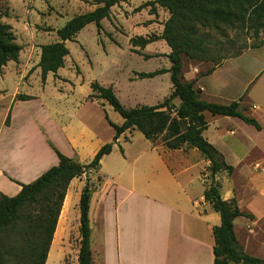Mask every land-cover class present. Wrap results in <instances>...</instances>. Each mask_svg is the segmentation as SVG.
<instances>
[{"label": "crops", "instance_id": "obj_1", "mask_svg": "<svg viewBox=\"0 0 264 264\" xmlns=\"http://www.w3.org/2000/svg\"><path fill=\"white\" fill-rule=\"evenodd\" d=\"M149 1L154 0H143L140 5ZM122 2L125 3L121 1L120 6ZM96 7L98 5L90 11ZM149 10L140 12L146 13L143 19L147 25H140L142 19H135L127 27L122 25L125 31L129 27H142L143 37L152 33L160 36L170 14L161 7L155 14ZM112 12L110 17L118 25L119 12L115 11V16ZM159 41L167 58L171 49L166 41ZM44 44L48 43L42 42L37 47L35 59L24 60L20 54L19 61L9 62L0 74V87L4 79L17 83L15 91L0 100V110H4L0 123V193L15 196L21 190L16 182L31 183L58 165L54 148L85 164L101 147L113 142L111 153L102 158L98 171L71 181L45 264H48L54 244L55 264H78L79 201L88 177L95 183L89 208L93 264H213L212 230L221 224V217L204 199L201 176L204 171L209 176V162L194 148L166 150L149 140L143 142L138 130H128L114 141L115 130L99 107L102 100L89 98L93 94L91 87L84 95L76 94L79 82L72 81L69 71L63 73L68 57L58 77L49 73L45 85L39 83L38 63ZM136 49L143 55L133 54L144 59V55H152L154 48L150 43L144 49ZM263 50L264 45L249 46L238 57L222 60L209 74L205 72L213 67L212 63L190 61L188 79L196 80L195 89L202 100L217 104L239 101L241 113L254 118L260 125L257 129L238 117L205 112L208 125L203 136L233 167L232 173L220 172L214 180L220 185L222 198L235 199L243 213L234 219L237 240L245 253L264 260ZM82 51L90 58L87 48ZM251 51L255 54L251 56L253 59H242ZM71 55L70 50L69 57ZM18 63L23 67L19 75L13 70ZM170 66L171 63L157 69ZM140 72L129 68L124 76L128 83L147 79L136 75ZM156 77L171 83L169 72L153 78ZM51 81L53 86H50ZM55 84L60 91L55 92ZM114 87L118 94L117 86ZM169 90L159 102L171 93L172 83ZM19 94L32 99L18 100ZM8 113L9 126L5 125ZM123 122L114 124L121 126Z\"/></svg>", "mask_w": 264, "mask_h": 264}, {"label": "trees", "instance_id": "obj_2", "mask_svg": "<svg viewBox=\"0 0 264 264\" xmlns=\"http://www.w3.org/2000/svg\"><path fill=\"white\" fill-rule=\"evenodd\" d=\"M121 0H100L93 11L75 15L62 28L56 30L58 40L41 46V79L46 82L47 75L57 73L65 66L70 55L67 41H73L78 33L88 24L94 23L100 35L102 20L109 19L111 8ZM161 7L170 14L160 36H136L129 40L132 51L144 49L148 44L162 39L171 51L167 55L169 69H157L152 72H140V79L153 78L169 72L172 83L171 93L155 105L125 107L115 94L113 87H105L98 82L91 83L93 94L90 99L107 101L121 115V126L112 123L115 130L114 141L128 130H138L154 145H161L166 150L194 148L209 162L210 181L204 190V199L212 209L219 213L221 224L213 227L214 263L213 264H264V260L244 252L239 244L234 219L242 216L236 200H224L220 185L214 179L223 171L233 172L223 155L204 136L207 120L204 113L238 117L260 129L258 122L240 111L239 101L229 104H217L204 101L195 89L196 80L184 81L182 76L183 56L194 62H210L213 67L209 74L222 60L238 57V51L232 56H223L219 50L211 47V31L227 36L228 30H241L251 34L258 43L264 45V0H154L146 2L137 11L149 8L155 14ZM0 13V72L9 62H18L22 46L17 42L12 26L2 20ZM248 48V47H247ZM149 58L148 55H144ZM18 100H30L31 96L19 94ZM178 100V103L176 102ZM10 125V114L5 119ZM160 141V144L158 142ZM54 148V147H53ZM113 142L101 147L89 163H81L69 158L54 148L59 163L51 167L31 183L16 182L21 186L15 196L0 193V264H45L51 247L59 215L71 181L90 172L98 171L102 158L110 154ZM95 183L88 177L80 201V241L78 264H93L90 249L91 227L89 208Z\"/></svg>", "mask_w": 264, "mask_h": 264}, {"label": "rangeland", "instance_id": "obj_3", "mask_svg": "<svg viewBox=\"0 0 264 264\" xmlns=\"http://www.w3.org/2000/svg\"><path fill=\"white\" fill-rule=\"evenodd\" d=\"M99 1L100 0H0V13L5 14L2 20L12 26L17 42L22 46L23 50L20 54H22L24 60L28 58L35 59L37 47H39L42 42L51 43L57 41V29L62 28L75 15L89 12L91 7L95 5H102L99 4ZM121 1H125V3L122 2L123 4L120 6ZM121 1L118 5L112 7V10L114 9L119 12L116 18V21L119 23L118 25H115L111 17L108 19L109 21L105 19L101 34L99 35L96 25L91 23L81 30L73 41L66 42L72 55L70 57L68 56L67 65L63 73L67 74L69 71L72 81L74 83L75 80L79 82L76 94L84 95L88 93L91 87L90 83L98 82L104 86H111L113 89H115L114 86L116 85L118 94L116 92L115 94L125 107L130 108L133 105H139L138 103H159L170 91L169 86L171 83L169 80L167 83L165 80L163 81V77H156L128 83L124 75H126L127 69L129 68L146 73L152 72L154 69H157V67L168 65L170 63L169 59L168 57L165 58V54L163 53L164 47L160 45L159 39L152 42V48L154 49L152 50V55H149V58L144 57L143 59L133 54L129 40L133 37L144 35V31L142 27L134 29L129 27V29L125 31L122 25L126 24L127 27L135 19H137L136 21L142 19L138 24L147 25L143 19L146 17V13H140L143 9L137 11L135 8L138 7L143 0ZM89 5L92 6L89 7ZM115 11L114 13L112 12L113 16L116 14ZM150 36L157 35L152 33ZM210 42L211 47L215 50L220 49L223 56H232L236 52L243 51L245 48L258 43V39H255L251 34H247L241 30H228L227 36H221L211 31ZM84 47L89 50L90 58L84 56L82 51ZM150 49L151 46L149 50ZM167 50H170L169 47H167ZM137 54L143 55L140 53ZM251 56H255L252 51L246 53L242 59H253ZM189 64L190 60L183 56L182 76L184 81H189ZM120 68H124L125 71L120 72ZM13 70L19 75L23 67L18 63ZM30 72L25 79L29 77ZM0 74H2V71ZM40 82L45 85L41 76L39 79V83ZM16 84V81L4 79L0 87V100H2L4 96L11 95L15 91ZM50 86H53L52 81ZM21 91L24 90L22 89ZM57 91L60 90L57 89L55 84V92ZM5 101L7 102L8 99ZM176 102H178V100H176ZM99 107L102 113H105L106 117L112 123L124 121L121 115L117 113L107 101H100ZM3 118L4 110L1 109L0 123ZM137 132L138 136H141V141L144 142L147 140L140 131ZM138 141H140V139H138ZM158 144H160V141ZM205 174H207V171L203 172L201 176L202 181L209 178V176H205ZM209 182V180H205L202 187L207 186ZM198 185L201 186L202 184L198 182ZM48 264H55V244L52 247Z\"/></svg>", "mask_w": 264, "mask_h": 264}, {"label": "built area", "instance_id": "obj_4", "mask_svg": "<svg viewBox=\"0 0 264 264\" xmlns=\"http://www.w3.org/2000/svg\"><path fill=\"white\" fill-rule=\"evenodd\" d=\"M205 176H206V175H205ZM205 180L207 181V178H206ZM205 180H203V182H204Z\"/></svg>", "mask_w": 264, "mask_h": 264}]
</instances>
